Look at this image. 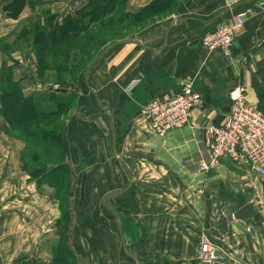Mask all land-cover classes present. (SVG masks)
Here are the masks:
<instances>
[{"label":"crops","instance_id":"0c3cea01","mask_svg":"<svg viewBox=\"0 0 264 264\" xmlns=\"http://www.w3.org/2000/svg\"><path fill=\"white\" fill-rule=\"evenodd\" d=\"M25 1L19 16L9 17L0 0V68L3 55L20 58L13 72L24 94L43 110L55 109L33 46L21 59L2 42L19 35L31 17L44 24L50 11L62 21L89 0ZM153 2L127 0L124 10L137 13ZM261 2L230 7L226 0H175L168 13L128 34L134 42L114 47L71 86L78 101L61 138L71 170L68 244L77 264H206L204 234L228 264H264V181L226 157L214 169H200L210 157L205 128L226 120L232 89L245 85L249 102L264 112ZM253 4L231 52L208 51L202 37ZM178 20L184 22L169 30ZM185 80L204 95V105L190 123L157 137L142 108L175 95ZM7 128L0 115V264H51L59 201L53 187L30 181L20 157L25 143ZM249 199L257 215L234 218Z\"/></svg>","mask_w":264,"mask_h":264},{"label":"trees","instance_id":"16d2710c","mask_svg":"<svg viewBox=\"0 0 264 264\" xmlns=\"http://www.w3.org/2000/svg\"><path fill=\"white\" fill-rule=\"evenodd\" d=\"M4 1L7 3L3 10L9 17H18L26 2ZM126 1L89 0L75 14H70L62 21L57 20V14L44 11V24L40 19L34 20L24 25L19 35L36 51L39 70H45L46 57H51L57 80L65 83L68 78L84 72L99 56L102 48L128 37V34L118 33L121 37L111 38L99 33V30L119 32L120 28H133L168 13V9L175 6V0H154L137 13H130L124 10ZM87 56L93 58L86 64ZM13 67L5 63L0 68V115L6 118L9 132L25 143L20 157L30 181L40 186L47 184L55 189L62 216L56 221L60 230L54 264H77L68 244L71 170L65 162L61 138L66 117L78 101L77 92L64 87L51 90L48 99L56 104V108L43 110L35 96L24 94L22 86L14 79Z\"/></svg>","mask_w":264,"mask_h":264},{"label":"built area","instance_id":"2783aa9c","mask_svg":"<svg viewBox=\"0 0 264 264\" xmlns=\"http://www.w3.org/2000/svg\"><path fill=\"white\" fill-rule=\"evenodd\" d=\"M243 1L226 0V3L232 7ZM258 6L264 7V2L258 3ZM255 7L253 4L240 10L232 21L207 32L202 38L208 51L230 53L245 32L246 21L254 13ZM229 94L230 112L226 120L205 128L210 157L208 162L201 163L200 169H214L226 157L250 166L264 181V112L249 102L245 85L235 87ZM203 105L204 95L195 89L192 81L185 80L178 93L149 101L143 106L142 113L155 135L164 138L173 129L190 123L194 110ZM200 251L202 263L228 264L226 255L221 254L205 234L201 239Z\"/></svg>","mask_w":264,"mask_h":264},{"label":"rangeland","instance_id":"374dc122","mask_svg":"<svg viewBox=\"0 0 264 264\" xmlns=\"http://www.w3.org/2000/svg\"><path fill=\"white\" fill-rule=\"evenodd\" d=\"M26 25L29 24V23H33L34 20H33V17H31L30 19H28L26 21ZM138 26L136 27H133V28H120L121 30L119 32H116V31H108L105 29L103 30H99V33L103 34V35H108L110 36L111 38L114 37V38H119L121 37V35H126V34H130L132 31H136L135 29L137 28ZM118 33L121 34L120 36H118ZM33 38V37H32ZM3 44V47L7 50V51H13L17 54V57H21V59L25 58L23 55H22V52L25 51V49L27 47H30L29 45V42L28 41H25L23 37H21L20 35H15L13 36L12 38L10 37L9 39L7 40H4L2 42ZM103 49V48H102ZM101 49V50H102ZM100 50V51H101ZM12 52V53H13ZM34 52V55L36 58V65H37V69L39 71V77L42 81V83H44L45 85L47 86H51L52 90L54 89H57V88H61V87H64V88H68L69 90L71 89V86H73V84L76 83V81L79 79L80 76H82V74L85 72H82L81 74H76L75 77H71V78H68L65 83H62V80H57V75H56V72L53 70V59L51 57H46V60H45V63H44V68L45 70L42 72L41 70H39V57L36 53L35 50H33ZM2 55V54H0ZM4 57H2V62H4L3 64L5 63H8L9 65H17L18 64H21V61L20 58H12L10 55H3ZM93 57L92 56H87L86 57V64L91 61ZM16 63V64H14ZM42 72V73H41ZM57 80V81H56ZM72 91H74L73 89H71ZM70 90V91H71ZM70 114V112H69ZM12 135H15L14 133H11ZM71 217H70V222H71ZM76 221V219H75ZM70 225V223H69ZM77 234V232H76ZM75 234V236H76ZM57 247L54 248L53 250V258L55 257L54 255L57 253ZM71 251V254H72V250L70 249ZM73 255V254H72ZM75 257V255H73ZM51 264H54L53 260H51Z\"/></svg>","mask_w":264,"mask_h":264},{"label":"water","instance_id":"95a60500","mask_svg":"<svg viewBox=\"0 0 264 264\" xmlns=\"http://www.w3.org/2000/svg\"><path fill=\"white\" fill-rule=\"evenodd\" d=\"M184 22L181 20L175 21L170 27L169 30L175 26V25H180ZM168 30V31H169ZM134 39L131 38H127L125 40H117L114 41L112 44L108 45L107 47H105L100 53L99 56L88 66V68L96 63L97 61H99V59L103 56H105V54H107L108 52H110L111 50H113L114 47L119 46V45H123V44H127V43H131L134 42ZM112 210V208H110ZM113 211V210H112ZM257 215V210L256 207H254L253 203L251 202V199H249V201L247 203H245V205H243L240 209H238V211H236V213L234 214V217L240 220H246V219H253L255 216ZM125 244V249L127 250V252L130 253V250L128 249L126 243ZM132 255V254H131ZM133 256V255H132Z\"/></svg>","mask_w":264,"mask_h":264}]
</instances>
